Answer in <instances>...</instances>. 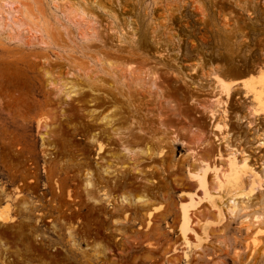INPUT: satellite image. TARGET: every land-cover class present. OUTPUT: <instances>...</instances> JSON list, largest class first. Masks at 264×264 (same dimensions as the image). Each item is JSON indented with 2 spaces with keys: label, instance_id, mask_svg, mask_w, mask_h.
Listing matches in <instances>:
<instances>
[{
  "label": "rangeland",
  "instance_id": "1",
  "mask_svg": "<svg viewBox=\"0 0 264 264\" xmlns=\"http://www.w3.org/2000/svg\"><path fill=\"white\" fill-rule=\"evenodd\" d=\"M75 1L35 0L54 29V46L48 49L53 69L40 56L43 46L0 49V200L5 202L3 193L10 200L20 193L17 212L12 213L17 214L15 222L0 225L1 260L4 264H170L179 258L176 264H184L181 254L172 253L180 241V199L195 188L183 155L209 142L205 150L211 154L203 159L211 161L218 148L223 149L214 137L210 115L202 108L213 97L206 78L215 70L227 82L262 71L264 0H104L107 10L91 5L104 49L99 42L90 47L81 37L89 26L69 14ZM7 11L0 6V17H7ZM128 22L136 40L122 47L112 29L124 28L130 39ZM3 32L34 43L41 40L26 27L9 26ZM68 54L74 56L71 63L65 59ZM99 54L113 55L116 69L132 65L142 76L148 70L155 72L158 88L136 87L128 78L123 86L122 72L117 73L119 83L113 82L100 72ZM69 71L80 77L84 72L99 75L103 90L98 94L85 90L75 102L60 104L50 83H59ZM246 105L242 91L235 92L232 128L259 166L264 148L258 147L254 129L235 121L236 112L247 115ZM111 110L114 126L128 128L124 135L129 141L154 135L164 136L165 143L163 158L152 145L139 165L141 173L130 164L116 181L102 167L117 168L120 163L106 154H102L106 162L102 161L98 154L100 146L106 153L121 154L117 136L98 121ZM45 124L50 126V138L42 147L39 127ZM258 126L264 132V119ZM95 134L98 141L92 139ZM88 170L96 182L94 192H101L95 195L103 198L102 192H107L112 196L110 205L88 197L84 187ZM144 193L152 200L146 211L160 208L149 228L146 212L134 206L128 212L119 208L123 194L133 202ZM255 209L252 204L247 212ZM239 222L232 220L226 232L217 234L216 242L209 245L210 257L201 254L188 264H252L247 257L240 263L235 258V249L244 242ZM69 230L75 232L78 248L70 244Z\"/></svg>",
  "mask_w": 264,
  "mask_h": 264
},
{
  "label": "bare ground",
  "instance_id": "2",
  "mask_svg": "<svg viewBox=\"0 0 264 264\" xmlns=\"http://www.w3.org/2000/svg\"><path fill=\"white\" fill-rule=\"evenodd\" d=\"M106 2L104 0H76L69 5V14L72 15V18L89 26L81 34V37L90 47H95L97 42L102 45L103 49L105 47V43L100 40V36H97L95 30L97 20L91 5L107 10ZM197 3H199V0H197ZM0 6L9 10L6 12L7 17H0V49L9 50L12 46L18 48L43 46L45 48L42 51L39 49L41 51L40 56L47 68L49 70L53 69V65L50 64L52 62L49 61L48 49L54 46L51 42L54 29L37 8L35 0H0ZM165 9H169L168 5ZM108 11L111 12V8ZM112 17L116 19L115 16L112 15ZM9 26L26 27L41 35V40L34 43L27 41L21 35H5L6 32L4 33L3 29ZM126 27L131 31L130 39L127 38L128 33L124 28L112 29L117 35L118 44L122 47L134 45L136 40V31L131 23L128 22ZM98 56V62L101 66L100 72H103V75L110 76L113 82H118L117 73L122 72L119 74H121L123 86L126 85V78H128L136 87H157L156 82L159 78L155 72H149L148 70L145 76H142L132 65H127L125 69L121 68L124 69L122 71L116 69L118 66L114 65L113 55L103 56L99 54ZM73 57L68 54L65 59L71 63L74 60ZM49 70H47V73H49ZM91 75L92 73L84 72V76L80 77L69 71L67 77L62 78L59 83L55 85L50 83L55 88L59 103L69 105L80 98L85 90H89L92 94L100 93L104 88V83L99 79V75ZM206 79L210 82L209 88L213 93V97L202 108L210 115L214 137L219 142L218 146L223 145V149L218 148L216 154L213 157L211 156V161L203 159L205 155L211 154L209 150H205L206 147H209V142L204 143V147L200 145L189 148L183 155L186 162L187 177L194 183L195 188L192 192L187 193L186 198L180 199V212L178 215L180 241L176 243L172 253L175 255L181 254L180 261L183 260L184 264L191 262L194 257H200L201 254L210 257L208 254L209 245L216 242L215 238L218 233L226 232L229 223L238 218L240 219L239 225L244 231V242L240 244V249H235L236 261L240 263L244 257H247L248 263L261 264L264 261V162L259 166L256 162L253 163L252 155L241 146L242 139L237 140L234 137L232 99L235 92L242 91L243 100L247 103V115L241 116L236 112L234 115L235 121L246 122L249 129H254L258 147L264 148V132H260L261 127L258 126L259 120L264 119V68L258 76L251 75L233 79L229 82L222 79L216 70L211 72ZM239 98V96L236 97V99ZM113 113V110L107 112L98 121L99 124L104 125V129L110 128L111 132L117 136L121 154L106 153L103 146L99 147L98 154L102 161H105L103 156L106 154L114 157L120 163L116 165L117 168H112L110 165L102 167L104 174L116 181L130 164L136 172L141 173L139 165L144 162V156L150 155L152 145H155L158 149V157L163 158L165 156V143L162 140L164 136L154 135L136 138L132 142L129 141V136L124 135V133L129 132L128 128L125 124L115 127L116 121L115 117L112 116ZM39 131L42 147H45L46 138L50 135V126L45 124L43 127H39ZM96 136L97 134L92 136L94 141H98ZM110 147L113 148V146ZM149 160H152V157ZM84 187L90 199L110 205L112 196L107 192H102L103 198L96 196L100 195L101 192L98 191L97 194L94 192L96 182H94L92 173L89 170L86 174ZM10 197L7 193H3V199L5 200L3 203L1 202L2 196L0 198L1 226H6L16 220L17 214L14 213L15 216H13L12 213L17 212L16 206L20 202V193L15 194L11 200ZM151 203L152 200L145 193L135 198L133 202L123 194L119 208L124 212H128L133 206L140 208L147 214V226L149 228L153 224V214L160 209L154 207L152 210L146 211ZM252 204L256 206V209L248 213L247 210ZM22 205L26 206V202L24 201ZM21 212H19V216ZM74 233V231L69 230V242L72 247L78 248L79 244ZM178 259L174 258L173 261H170V264H176V261L179 263ZM0 264H4L1 257Z\"/></svg>",
  "mask_w": 264,
  "mask_h": 264
}]
</instances>
